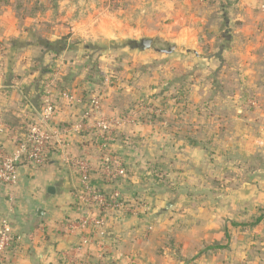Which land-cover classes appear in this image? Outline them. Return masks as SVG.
Returning a JSON list of instances; mask_svg holds the SVG:
<instances>
[{"label":"crops","instance_id":"crops-1","mask_svg":"<svg viewBox=\"0 0 264 264\" xmlns=\"http://www.w3.org/2000/svg\"><path fill=\"white\" fill-rule=\"evenodd\" d=\"M50 2L0 0V147L7 153L16 149L25 129V115L40 108L44 85L55 77L59 65L54 64L53 57L64 53L58 44L61 39L94 43L100 35L111 40L119 35V39L128 41L124 20L131 19L130 24L140 26L139 21L145 19L152 28L169 21L167 25L171 27L188 20L203 22L209 19L203 12L213 7L217 21L225 26L221 36L226 44L206 54L203 49L193 50V38L181 32L176 43L183 44L184 55L192 52L200 62L198 66L204 69L211 63H228V68L242 70L250 77L257 64L264 61V0H145L128 5L129 9L126 5L118 9L119 13L132 14L123 17L112 31L107 30L104 21L98 23L102 19H93L101 14L99 0H60L55 8ZM104 5L108 12L113 9L110 4ZM82 6L80 14L85 15L78 18L71 14L70 9L78 11ZM199 14L201 18L195 17ZM242 36L245 40L252 38L247 41V51L231 49L233 41ZM161 42L167 44L166 40ZM68 46L70 43L63 51ZM99 47L86 46L87 57L106 52ZM147 52L141 50V54ZM205 57H209V63L201 64ZM231 57L244 60V64H230ZM73 73L71 70L67 75L61 68L54 90L82 97L85 91L92 95L100 88L73 79ZM153 77L133 85L131 94L136 101L151 105V113L156 107L169 110L172 105V110H178L175 106L182 105V101H164L170 88L166 83L171 80L161 85L162 79L152 80ZM122 87L107 89L112 95H104L106 113L126 116L123 112L128 106L119 105V92L115 93ZM87 101L72 107L57 102L55 123L65 127L80 120ZM205 101L194 103L205 106ZM184 105L179 112L185 123L182 130L189 125L185 108L191 107L187 101ZM134 107L139 110L142 106ZM132 113L127 116H132L130 125L115 127L118 137L110 145V152L119 156L128 172L119 184L108 183L102 175V154L94 129L69 139L71 155L88 160L92 184L105 194L119 190L123 207L87 208L78 201L75 197L81 174L61 155L52 156L42 168L22 162L14 187L0 183V227L8 220L17 238L12 249L0 257V264H264V124L258 126L257 132H245L243 146L233 144L235 148L228 153L244 160L258 156L259 170L239 181L222 177L220 186L219 179L206 176L209 169H202L208 160L205 150L192 142V136L182 139L190 134L178 132L180 139H174L176 132L165 119L166 113L160 123L159 119L147 118L143 122L141 111ZM230 135L235 143L239 134ZM162 137L168 138L167 143L157 144ZM158 169L169 173L172 188L160 184L153 175ZM139 196L150 205L149 211L133 205V201L143 200ZM257 218L261 221L255 225Z\"/></svg>","mask_w":264,"mask_h":264},{"label":"rangeland","instance_id":"rangeland-1","mask_svg":"<svg viewBox=\"0 0 264 264\" xmlns=\"http://www.w3.org/2000/svg\"><path fill=\"white\" fill-rule=\"evenodd\" d=\"M57 1L60 0H51L50 2L54 4V8L58 7ZM144 1L145 0H99L100 6L102 7L101 14L93 19H102L98 23L104 21L107 30L112 31L110 29L116 28V24L119 26V21H123L125 17H130L132 14V12H127L125 14L119 13L118 9L126 8L128 5L137 4L138 2L143 3ZM101 2H103V5H101ZM104 4L112 5L113 9L108 12ZM193 6H196L195 1H193ZM198 7L199 6H197L196 14L200 11ZM83 8L84 6L80 7L78 11H76V9H70L71 14H74L78 18L82 17L85 15L80 14ZM212 8L213 7L203 12L204 14L207 13L206 15H208L209 18L203 22H196L194 20L190 22L188 20L186 22L182 21L181 25L173 24L171 27L169 24L167 25L169 21L156 23L155 27L152 28V25H148L147 20L144 22L145 19L139 21L140 26H137L136 22L130 24L131 19L124 20L126 23L122 22L123 26L125 29L129 30V33L125 31L126 40L128 41L119 39V35H117V39L115 40L106 39V37H104L105 35H100L101 38L97 39L94 43H89L90 41H79L73 38H71V41L69 39H61L58 43L60 47L64 46V49L69 43L70 46H68L67 51L60 50L64 53L58 56L54 55L53 60L55 61L54 64L59 65L57 67H61L67 72V75L73 70L74 73L71 74V76L74 77L73 79L87 81L91 78L93 82L99 83L100 88H97L96 93L99 92L98 95L102 97L105 94L112 95L111 89L107 90L109 87L112 88L117 85L118 87H120V85L122 87L124 85V87L121 88L122 90L118 89L119 91L117 90L115 93L119 92V105L126 104L128 106L126 108L127 110L129 107L131 109L133 108L131 112L128 110V114L123 112L126 116H128L129 113H138L141 111V116L144 117L143 122L147 119L148 121L159 119L160 123L162 118H164L163 114L166 113L167 116L165 119H168L167 122L176 132V138L174 139H180L178 136L181 133L190 134L187 136L183 135L182 139L192 136L190 137V139L192 138V142L196 143V145L198 144L205 150L208 155V160L204 161L205 166L203 164L202 169H209L206 176L219 179L218 181L221 186L222 177L230 178V180H237L248 177L253 173L243 174L239 172L238 166L240 164L250 162L252 167L257 168V171L259 170L258 165L260 163V158L258 156L251 157V159L248 157L244 160L236 159L228 153L235 148L232 147L233 144H237L238 147L240 144L243 146L245 138H242V135L245 134V132L246 134L249 131L253 132L256 130L257 132L258 126L264 124V61L257 64L255 73L250 77L242 70L228 68L226 66L228 63L226 65L222 63L221 66H219L220 64L215 62L209 64L206 66L207 68L204 69V67L198 66L200 62L195 58L192 52H189L188 55H184L186 51L182 49L184 48L183 44L176 43L178 40L177 37L183 35L181 32L193 38V50L203 49V52L206 54L216 52L222 44H226V41L221 36V32L225 30V26L217 21L219 17L215 16V13L212 12ZM117 10L118 12L112 13V11ZM195 17L201 18L202 16L199 14ZM187 29L190 30V32H186L185 30ZM131 31H133V33H131ZM141 38L153 39L154 41L149 52L144 54H141L140 49L134 48L135 44L141 41ZM244 38L246 37L242 36L240 39H235L233 44H231V49L233 48L235 51L241 52L247 51L250 45V42L247 41H250L252 38L249 40H245ZM161 40H166L167 44L161 42ZM90 44H98L100 46L99 48L103 49L101 51L106 52L89 58L86 55L89 54V51H87L85 47ZM174 47L176 49H174ZM79 48L84 52L79 51ZM208 59L209 57H205V60H202L201 64H206ZM231 59L230 64H244V60L238 59V57H231ZM151 76H154L152 80H160L161 78V85H163L164 81L168 78L171 80V82L166 83V87L170 88L166 90L167 97L164 98V101L168 102L167 98L175 101L177 104L182 101V105L178 104L175 106L178 110H172V105L169 110H165L163 107H156L152 109L151 113L149 110L152 107L151 105L149 106L144 100L140 103H138V100L136 101V96L131 94L133 85L144 80L149 81V77ZM213 77L218 83L216 86L219 92L216 95L212 93ZM103 84L105 90L101 92ZM113 96H115V94ZM196 100H206L205 102L209 106L195 105L194 102H196ZM186 101L187 105L191 106L185 108L187 112L186 118H188L187 124L189 125L182 130L181 128H184L185 123H183V119L181 120L179 117V112L185 107L184 102ZM212 102L214 103L212 104ZM136 104L142 107L138 110L133 106ZM166 105L169 106L168 103ZM146 114H148V116L153 114V116L146 119ZM119 117H121V114H119ZM198 117L199 119H197ZM217 124L219 125V132H217ZM197 125L198 128H196ZM187 130L188 133L186 132ZM178 132L181 133L178 134ZM231 132L239 134L236 137L235 143H233V138L230 135ZM167 139L168 138L162 137L161 140H157V144L159 143L161 145L167 143ZM130 142L132 141L130 140ZM155 173L153 175H156L155 177L158 179L162 178L163 181L167 180L163 182L166 184H160L167 185L169 189L173 187L170 185L172 181L168 172L163 169H158ZM140 198L143 199L139 196V199ZM144 202L147 206H150L145 199H143L140 204Z\"/></svg>","mask_w":264,"mask_h":264},{"label":"built area","instance_id":"built-area-1","mask_svg":"<svg viewBox=\"0 0 264 264\" xmlns=\"http://www.w3.org/2000/svg\"><path fill=\"white\" fill-rule=\"evenodd\" d=\"M56 68L55 77L59 74L61 67ZM55 77L44 85L40 108L25 115V129L22 137L17 141L14 152L7 153L0 147V183L8 188L14 187L17 183L20 163L25 162L33 168H42L49 163L52 156L57 154L66 158V161L81 174L80 188L75 197L78 201L85 204L87 208L96 207L104 210L122 208L123 200L119 190L105 194L92 184L88 160L71 155L69 139L75 135L84 134L90 128L94 129L102 154L99 165L102 175L108 183L119 184L120 179L126 175V170L119 156L110 152V145L118 137L114 133L115 127L129 124L131 118L106 113L103 104L104 96L98 95L99 92H97L89 97L80 120L70 126L60 127L55 123L56 114L59 111L57 102H65L72 107L82 104L83 99L71 91H55ZM103 90H105L104 84L101 92ZM93 118V123H89ZM141 201L135 200L133 205L141 206L145 211H149V206L145 202L140 204ZM16 240L10 222L4 220L0 227V257L12 249Z\"/></svg>","mask_w":264,"mask_h":264},{"label":"trees","instance_id":"trees-1","mask_svg":"<svg viewBox=\"0 0 264 264\" xmlns=\"http://www.w3.org/2000/svg\"><path fill=\"white\" fill-rule=\"evenodd\" d=\"M64 47V46H63ZM63 47L61 46V47H59L61 50H63ZM79 51H83L82 49H80L79 48ZM84 52V51H83ZM89 83H90V86H95L96 88L99 86V83H96V82H93L92 80H91V78L89 79V80H87ZM212 85H213V88H212V93H213V95H216L218 92H219V89L217 88V86H216V79H212ZM216 86V87H215ZM91 88V87H90ZM179 93V92H178ZM91 96V92L90 91H85L84 93H83V95H82V99L84 100V101H86V100H88L89 99V97ZM133 106H135V105H133ZM209 105H207V106H205V107H208ZM135 108V107H134ZM133 109V108H132ZM130 107H129V112H131V110H132ZM128 110H126L125 112H126V114H128L127 112H128ZM145 118H148V115L146 114V116H145ZM252 164L250 163V162H246V163H243V164H240L239 166H238V171L239 172H241V173H250V172H254V171H256V169L257 168H254V167H252L251 166ZM126 172H127V169H126ZM128 173V172H127ZM158 179V178H157ZM239 180H241V179H237L236 181H239ZM158 181L159 182H161V183H163V182H166V181H163L162 180V178L161 179H158ZM261 221V218H257L256 219V222H255V225L257 224V223H259Z\"/></svg>","mask_w":264,"mask_h":264},{"label":"water","instance_id":"water-1","mask_svg":"<svg viewBox=\"0 0 264 264\" xmlns=\"http://www.w3.org/2000/svg\"><path fill=\"white\" fill-rule=\"evenodd\" d=\"M153 45V39H142L139 43H136L134 48H138L142 51L149 50ZM172 50V49H171Z\"/></svg>","mask_w":264,"mask_h":264}]
</instances>
